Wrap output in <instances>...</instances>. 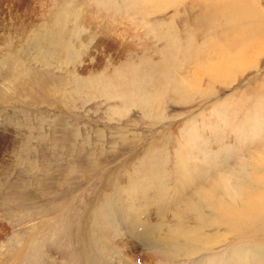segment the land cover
Returning a JSON list of instances; mask_svg holds the SVG:
<instances>
[{
    "label": "rangeland",
    "instance_id": "374dc122",
    "mask_svg": "<svg viewBox=\"0 0 264 264\" xmlns=\"http://www.w3.org/2000/svg\"><path fill=\"white\" fill-rule=\"evenodd\" d=\"M244 7L264 14V0H0V264H264V229L248 262L218 225L203 235L226 240L170 262L138 226L174 228L145 198L185 169L211 183L216 162L264 146V36L228 33L239 56L222 37L253 22ZM214 63L226 74L210 82Z\"/></svg>",
    "mask_w": 264,
    "mask_h": 264
},
{
    "label": "bare ground",
    "instance_id": "6f19581e",
    "mask_svg": "<svg viewBox=\"0 0 264 264\" xmlns=\"http://www.w3.org/2000/svg\"><path fill=\"white\" fill-rule=\"evenodd\" d=\"M244 9L247 8L244 7ZM245 11L253 17V22H245L243 30L225 31L226 33L222 35L226 41L225 46L229 48L233 56H239L247 48L244 45H238L239 41L236 38L233 39V36L229 38L234 32H236L235 36L241 41L251 36H264V14L257 10L253 12L247 9ZM64 49L71 51V46L69 45ZM220 67L224 66L222 64H210V69L213 70L208 73L210 82L218 79L220 76H225L226 73L219 74L217 69ZM256 118L260 119L258 115ZM261 147L250 151L248 158L247 156L241 158V161H239V164L234 169L226 170L227 167L216 162L212 166L213 174H216V178L210 181L211 183L205 182L208 177L204 178L206 180L201 178V172L198 168L195 167L192 171L185 169L181 172L182 181L179 182L175 190H172L173 192L170 191L172 187L168 184L165 186L167 189H163L161 193L159 192L155 196L156 198L154 196L146 197V205L155 202L160 211L171 208L174 210V228H169L167 234L163 237L161 236L157 239L155 237L157 233V235L160 234V224L150 223V221L147 223L145 220L141 222L143 224L138 222V226L142 231L141 239L149 245L150 248L148 250L154 255L163 256L165 260H169L170 262L179 260L181 253L190 258L194 254L211 250L213 246L226 240V235H216V238L209 234L203 235V232L213 229V227H216L214 225H218L219 228L220 226H224L225 234L231 235L233 240L236 239L242 244L238 246V256H240L241 260L245 261L248 249L244 242L249 241V243H252L256 241L259 231L264 229V146ZM209 170L211 169L209 168ZM184 217L187 218V222L192 224L186 225L183 222ZM130 220L131 217H128L125 221L128 224ZM132 222L136 223L135 220ZM132 253L130 252L134 258L135 254ZM117 255L116 259L119 264H134L124 254ZM246 262L248 261L246 260Z\"/></svg>",
    "mask_w": 264,
    "mask_h": 264
}]
</instances>
